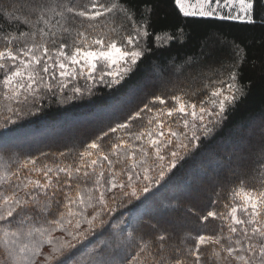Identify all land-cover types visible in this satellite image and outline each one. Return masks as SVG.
Here are the masks:
<instances>
[{"label": "trees", "instance_id": "16d2710c", "mask_svg": "<svg viewBox=\"0 0 264 264\" xmlns=\"http://www.w3.org/2000/svg\"><path fill=\"white\" fill-rule=\"evenodd\" d=\"M35 2L0 0V9L22 17L27 15V6ZM43 2L58 3L60 0ZM74 2L80 7H90L89 0ZM100 2L107 5L113 0ZM115 2L130 9L137 23L147 20L149 36L140 40V46L147 49L143 57L118 84L111 83L112 77L107 75L101 79V70L112 69H104L102 63L97 62V71L92 73V79L88 78L86 71L83 76L77 74L75 78L68 77L64 80L66 87L61 90L57 83L60 79L57 72V81H51V91L41 88L35 95H29L26 101L23 97L20 103L12 101L13 111L8 110V102L0 96V165L7 163L14 170L16 162L35 158L36 167L45 164L50 167H76L79 154L88 144L96 141L107 152L119 138L129 139L128 133L139 132L146 127L147 120L156 110L175 107L174 96L179 95L183 100L196 104L205 101V106H208L211 90L224 87L216 82H230L229 74L237 72L236 83L242 87L244 94L235 104L226 106L223 119L215 125L212 133L205 136L198 132V147L184 154L171 171L165 169V176L158 183L161 169L157 165L160 162L150 155L151 184L143 180L142 173L139 180L134 177L137 196L117 195L114 203L110 201L109 206L113 211L105 210L102 213L104 226L97 227L88 239L77 244L73 250L75 260L101 241L108 240L113 232H120L126 237L131 231V252L134 253L141 240L157 247L161 243L158 237L163 234L166 239L162 243L168 255L175 258V248H181L183 254L184 247L194 246L195 237L199 235H229L228 213L233 205L242 203L233 196V191L241 182L246 189L264 188V168L261 167L264 165V25L215 17H185L174 0ZM146 8L150 11L146 12ZM261 13H264V8L257 4V20ZM57 19L59 17H55L53 23ZM74 20V23L69 20L66 25L71 27L70 33L59 31V26L53 29L57 35L49 38V48H58L60 43H64L69 45L66 51L71 52L70 46L76 38L77 29H86L89 39L105 36L117 39L119 43H124L123 37L131 35L133 31L132 21L119 12L109 13L95 21L81 17H74ZM0 29L2 50L5 32L19 35L20 32L30 31V26L22 20L6 18L0 11ZM157 36L160 37L159 41ZM52 39L56 40L55 44L51 43ZM76 67L79 72V66ZM115 67L112 66L113 69ZM2 78L3 72H0ZM75 88H79L80 92H75ZM157 96L165 100L164 105L155 99ZM145 105L153 112H148ZM137 112L141 115L133 119ZM178 117L176 113L166 123L171 124L175 131L190 136L182 124L173 123ZM122 123L129 124V128L118 129L115 133L109 131ZM106 132L107 136L104 135ZM133 142L145 143L146 146L143 141ZM61 153L64 155L61 156ZM162 155L167 165L171 159L168 149ZM104 163L106 165L107 162ZM121 166L117 164L116 168ZM4 170L0 167V172ZM28 173V169H21L22 177ZM105 176L107 178V172ZM121 179L126 180V176ZM15 182L13 180L11 183ZM145 185L149 186L147 192L140 190ZM6 187L8 185L0 184V191ZM113 192L118 190L114 189ZM18 195L23 197L24 193L19 192ZM58 195L62 202V193ZM106 195L111 197L112 193ZM40 199L44 200L43 193H40ZM209 211L216 212L217 216L203 219ZM33 215L39 217L40 213L36 211ZM237 215L244 218L242 210H238ZM113 225L118 227L113 228ZM54 236L66 238L61 232ZM236 238L233 234V239ZM45 247L43 253L47 255L50 249ZM212 247L202 245L200 248L204 264H217L212 256ZM5 259V251L0 246V264ZM36 264H44L43 256L37 258Z\"/></svg>", "mask_w": 264, "mask_h": 264}, {"label": "snow or ice", "instance_id": "6c2138e0", "mask_svg": "<svg viewBox=\"0 0 264 264\" xmlns=\"http://www.w3.org/2000/svg\"><path fill=\"white\" fill-rule=\"evenodd\" d=\"M174 3L185 17H215L264 25V13L260 14L259 20L256 18L257 4L264 8V0H195V3L191 0H174ZM89 4L90 7H80L74 0H60L58 3L36 0L27 6V15L22 17L0 9L6 18L22 20L30 26L28 32H20L19 35L5 32L2 37L5 46L0 50V72H3L0 96L8 102L9 111H13L12 101L20 103L21 97L26 101L29 95H35L41 88L51 91V81H57V72L60 78L57 83L62 90L66 87L64 80L68 77L75 78L77 74L83 76L86 71L88 78L92 79V73L97 71V62H101L104 69H112L101 70V79L107 75L112 77L111 83L118 84L143 57L147 49L140 46V40L149 36L147 20L137 23L130 9L115 0L107 5L100 0H89ZM225 7L228 13L221 14L218 9ZM145 11L150 9L146 8ZM117 12L132 21V34L123 37L124 43L105 36L89 39L86 29H77L76 38L70 46L71 52L66 51L69 45L64 43H60L58 48L48 47L49 38L57 35L53 29L59 26V31L70 33L72 29L66 25L69 20L74 23V17L95 21ZM55 17L59 19L53 23ZM156 39L159 41L160 37ZM51 43L55 44L56 40L52 39ZM113 65L116 66L114 69ZM76 66H79V72ZM228 79L230 82L227 83L216 82L224 87L211 90L208 106H205V101L190 103L177 95L172 97L175 107L156 110L147 120L146 127L139 132L128 133L129 139L119 138L107 152L98 142L93 141L79 154L76 167H50L46 164L36 167L35 158L16 162L14 170L7 163L0 165L5 169L0 172V184L8 185L0 191V246L6 254L3 264H36L40 256H43L44 264H204L203 253L200 251L202 245L213 246L212 256L217 264H264V188L246 189L243 182L233 191V196L242 203L230 208L227 237L221 234L199 235L195 237L194 246H185L183 254L181 248H175L177 255L171 258L162 243L166 239L163 234L158 237L161 243L157 247L141 240L133 253L129 246L133 233L129 231L124 237L120 232H113L108 240L101 241L81 258L73 259V250L77 244L88 239L97 227L104 226L102 213L105 210L113 211L109 206L110 201L114 203L117 195L137 196L134 177L139 180L142 173L143 180L151 184L149 173L152 168L148 164L150 155H154L160 162L157 165L161 169L158 183L164 178L165 169L171 171L184 154L198 147V132L205 136L212 133L215 125L223 119L226 106L235 104L244 94L242 87L236 83L237 72H231ZM74 91L80 92V89L75 88ZM155 99L161 105L165 104L160 96ZM145 109L153 112L148 105H145ZM176 113L179 117L173 123L182 124L190 136L175 131L171 124L166 123ZM140 115L137 112L133 119ZM128 128L129 124L122 123L109 131L115 133L118 129ZM133 141L146 142V146L145 143L136 144ZM149 149H152L151 153ZM165 149H168L171 156L167 165L162 155ZM104 162H107L106 165ZM117 164L122 166L117 169ZM261 167L264 168V165ZM21 169H28L29 173L22 177ZM61 174H64L63 177ZM125 176L126 180L121 179ZM13 180L16 181L14 184L11 183ZM114 189L118 192H113ZM140 190L147 192L149 186L145 185ZM19 192H23L24 196H19ZM40 193L44 194V200L40 199ZM61 193L62 202L58 195ZM106 193H112V196L108 197ZM238 210L243 211L244 218L237 215ZM36 211L40 213L39 217L33 215ZM216 216V212L209 211L203 219ZM112 227L117 228L118 225ZM57 232L64 233L66 238L54 236ZM233 234L236 239H233ZM45 246L50 248L47 255L43 253Z\"/></svg>", "mask_w": 264, "mask_h": 264}, {"label": "rangeland", "instance_id": "374dc122", "mask_svg": "<svg viewBox=\"0 0 264 264\" xmlns=\"http://www.w3.org/2000/svg\"><path fill=\"white\" fill-rule=\"evenodd\" d=\"M191 2H192V3H195V0H191ZM218 10L221 12V14H227L228 11H229L228 8H226V7H225V8L218 9ZM50 125H51V124H50ZM50 125H49L48 127H50ZM53 125H55V124H53ZM48 127H47V128H48ZM45 248H46V249H50L49 246H47V247H45Z\"/></svg>", "mask_w": 264, "mask_h": 264}]
</instances>
